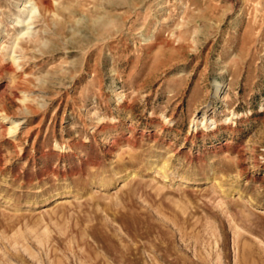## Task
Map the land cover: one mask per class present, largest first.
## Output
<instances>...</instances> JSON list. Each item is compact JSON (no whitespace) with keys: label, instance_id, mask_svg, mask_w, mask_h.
<instances>
[{"label":"rangeland","instance_id":"obj_1","mask_svg":"<svg viewBox=\"0 0 264 264\" xmlns=\"http://www.w3.org/2000/svg\"><path fill=\"white\" fill-rule=\"evenodd\" d=\"M0 264H264V0H0Z\"/></svg>","mask_w":264,"mask_h":264},{"label":"bare ground","instance_id":"obj_2","mask_svg":"<svg viewBox=\"0 0 264 264\" xmlns=\"http://www.w3.org/2000/svg\"><path fill=\"white\" fill-rule=\"evenodd\" d=\"M25 7H28V6H25ZM29 8H30V11L28 12L29 13V16L30 15H32V14H34V11L35 10H39V7H38V5L35 3V2H31V6H29ZM32 18V16L30 17V19ZM28 22V21H27ZM19 23L20 24H22L23 22L20 20L19 21ZM29 26V25H28ZM26 28H27V26H26ZM21 33H23V32H21ZM11 59H12V61L14 62V63H16V59L14 58V56H11ZM13 125L12 126H10V128L12 129V131L13 132H15L16 131V129H17V124L16 123H12Z\"/></svg>","mask_w":264,"mask_h":264}]
</instances>
